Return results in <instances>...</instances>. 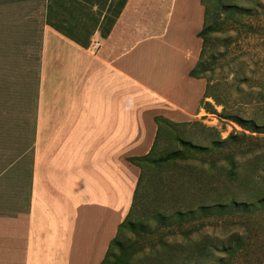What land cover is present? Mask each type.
<instances>
[{"label":"rangeland","instance_id":"rangeland-1","mask_svg":"<svg viewBox=\"0 0 264 264\" xmlns=\"http://www.w3.org/2000/svg\"><path fill=\"white\" fill-rule=\"evenodd\" d=\"M11 1L0 0V208H19L18 196L27 195L41 76L38 3ZM209 6L204 61L211 70L209 82L200 79V96L201 85L189 73L202 48V0H177L167 32L140 43L124 62L141 82L132 87L126 79L127 135L146 139L150 119L172 114V104L187 111L178 113L182 124L161 127L153 151L157 160L175 151L184 157L144 172L135 226L124 236L123 256L132 264H264V205L255 199L264 196V0H211ZM230 6L235 10L228 13ZM208 83L227 113L256 120L263 132L201 108ZM179 139L203 150L186 151ZM219 139L228 141L214 148Z\"/></svg>","mask_w":264,"mask_h":264},{"label":"crops","instance_id":"crops-1","mask_svg":"<svg viewBox=\"0 0 264 264\" xmlns=\"http://www.w3.org/2000/svg\"><path fill=\"white\" fill-rule=\"evenodd\" d=\"M29 2L38 3L41 29L36 137L27 195L18 196L19 208H0V264H101L139 180L140 169L128 158L149 153L158 131L153 115L146 139L127 135L126 79L132 87L141 82L124 62L140 43L167 32L177 0L10 5ZM159 7L169 8L160 34ZM126 40L135 42L127 47ZM191 80L200 83V96V79ZM182 107L172 104L165 118L179 123L178 113L187 112Z\"/></svg>","mask_w":264,"mask_h":264},{"label":"trees","instance_id":"trees-1","mask_svg":"<svg viewBox=\"0 0 264 264\" xmlns=\"http://www.w3.org/2000/svg\"><path fill=\"white\" fill-rule=\"evenodd\" d=\"M209 1H211V0H208V2H207V0H202V4L205 6V21H204L203 29L197 35L199 38L202 39V48H201V53H200L199 60L196 64V66L189 73L191 77L196 78V79H203L204 78L207 80V82H209V80H210V78L207 76V73L210 72V70H211L208 63H206L204 61L205 51L207 48L208 38H209V34H210V27L208 26V21H209L210 16H211V8L209 6ZM164 9H165L164 12L166 14L169 11V8L166 7ZM231 10H235V8L230 6L228 13H230ZM158 20H159V24L157 26L159 28V31L164 32L165 22H164V19L163 20L161 19V13L159 14ZM161 20H162V22H161ZM47 21L49 22V24H52L49 19ZM131 41L132 40H126V46L127 47H129V44L131 43ZM132 42H135V41H132ZM207 98H211L215 102V104H217V105L224 106L223 111L219 113L215 109V106L212 103L206 101ZM225 104L226 103L222 99H220V97H218L217 95H215L214 93H212L210 91V84L208 83L206 86L205 93H204V95L200 101V107L201 108L205 109L207 113L216 115L221 120H230V121L234 122L236 125H238L239 127H241L242 129L249 131L251 133L263 132V131H261V129H260L261 127L257 124L256 120H254V119L246 120L238 114L234 115L231 113H227L226 108H225ZM154 121L158 125V131H157L155 143H154L151 151L149 153L143 155V156L128 158L129 162H131L133 165L137 166L141 170V175L139 177L138 184H137V187H136V190L134 193V198H133L131 209H130L126 219L119 225L117 235L110 242L107 254H106V256H105V258L101 264H132L130 261L125 260V258L123 256L126 253L125 247H124V236H125V231L132 230L135 226L134 217L136 216L137 206L140 205V203H141L140 202V194H141V186H142V183L144 181V172H146V169L148 167L153 166V165H157L158 161L168 162L171 160H175V159H179V158L184 157V153H182L180 151L172 152L169 156L166 157V159L157 160L153 157V151L155 149L158 136H160L161 127L164 124H169V125L182 124V123H175V122H172L170 120H167L163 116H155ZM230 137H232V135H230ZM227 141H228L227 139L226 140L219 139V140L213 141L212 144L214 145V148H218V147H221L219 145L225 144ZM180 142H181V145L184 147V150H186V151L201 150V149L203 150L202 146L201 147L196 146L189 141H185L182 139V140H180ZM228 158H231V156L228 155ZM230 165H231V169L233 170V167L235 166L234 162L231 161ZM255 199L259 204L264 205V196L255 197ZM249 201H252V200L250 199ZM233 203L235 204L236 202L234 201ZM244 204L246 207L248 203L247 204L244 203ZM201 207L205 208V207H207V205H202ZM178 215H179V213H178ZM116 251H118L119 254H117ZM181 264H185V263H181Z\"/></svg>","mask_w":264,"mask_h":264},{"label":"built area","instance_id":"built-area-1","mask_svg":"<svg viewBox=\"0 0 264 264\" xmlns=\"http://www.w3.org/2000/svg\"><path fill=\"white\" fill-rule=\"evenodd\" d=\"M93 46H94L95 49H98L100 47V42L99 41H94Z\"/></svg>","mask_w":264,"mask_h":264}]
</instances>
